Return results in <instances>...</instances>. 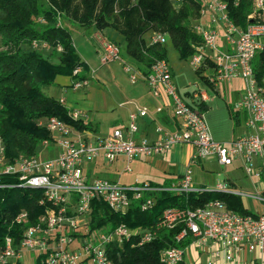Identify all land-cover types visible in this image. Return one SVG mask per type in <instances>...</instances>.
I'll list each match as a JSON object with an SVG mask.
<instances>
[{
	"label": "built area",
	"instance_id": "obj_1",
	"mask_svg": "<svg viewBox=\"0 0 264 264\" xmlns=\"http://www.w3.org/2000/svg\"><path fill=\"white\" fill-rule=\"evenodd\" d=\"M192 1L198 2L199 8L191 18L190 27L200 37V42L191 44L190 64L213 88L235 79L243 82V94L233 106L247 115L249 133L226 142L215 140L204 113L196 106V102L207 100L205 90L196 84L191 103L182 100L174 89L167 60L156 59L146 73L129 62H123V70L131 83L143 80L154 96L168 99L177 120L176 127L169 131L158 125L155 140L137 141L134 137L138 130L137 121L148 112L146 107H140L129 114L125 129H114L104 137L93 139L89 131H79L57 117H49L44 123L40 122L51 136L41 141L40 152L52 141H57L61 150L55 159L46 162L38 159L40 152L31 157L19 155L7 159L0 138V188L13 186L2 182V176L14 175L20 186L40 189V203H48L33 224H29L25 209L19 211L15 222L23 227L21 237L18 243L12 237H5L0 248V264L19 261L23 252L34 254L35 264H117L110 257L112 244L121 247L129 239L131 246L147 243L160 229L177 226H180V232L175 236L176 241L190 238L189 244L198 247L210 241L217 246L213 255L221 253L229 261L242 250H248L258 255V264H264V210L240 214L216 200L193 209L167 208L155 224L147 227L119 224L114 228L108 225L93 228L91 225L92 202L96 198L112 211L124 214L134 201L141 209L151 207L155 202L154 194L161 191L182 195L216 190L247 195L230 189L223 181L217 182L213 188L195 185L190 164L179 178L168 184L155 185L148 181L123 184L92 177L87 174L85 166L95 162L100 155L108 162L123 155L130 162L137 157L164 153L177 144H191L194 148L191 162L213 157L219 165L229 166L234 160L241 159L246 174L264 177V77H256L252 64L255 56L264 50V0H249L250 10L244 26L234 22L229 8L230 2L237 6L240 0ZM172 2L178 9L184 0ZM167 37L166 33L154 31L148 44L164 45ZM101 46V63L120 59L118 45L104 41ZM79 71L74 69L73 74ZM84 85L86 81L80 79L73 83L74 88ZM161 111V107L156 108V112ZM68 115L79 119L81 113L68 111ZM55 132L57 136H54ZM252 157L260 160V167L247 164ZM124 170H129V165ZM145 194L148 195L143 198ZM252 197L264 206V195L256 193ZM185 248L178 245L164 248L160 261L180 264Z\"/></svg>",
	"mask_w": 264,
	"mask_h": 264
},
{
	"label": "trees",
	"instance_id": "obj_2",
	"mask_svg": "<svg viewBox=\"0 0 264 264\" xmlns=\"http://www.w3.org/2000/svg\"><path fill=\"white\" fill-rule=\"evenodd\" d=\"M198 8L199 3L192 0H184L178 9L172 0H0V138L5 157L11 160L19 155H37L41 141L51 138L48 129L40 124L49 117H57L79 131L93 130L92 124L72 119L59 100L43 91L57 75L86 78L73 74L74 69L82 72L88 69L73 45L70 33L73 25L80 26L88 36L94 31L113 29L122 38L125 53L146 73L156 59L167 60L163 45L146 42L145 36L154 31L167 34L180 58L186 59L193 53L191 44H198L200 37L192 31L190 23ZM229 8L234 22L244 26L249 0H240L237 6L230 2ZM107 38L120 48L110 36ZM42 48L49 51L45 54ZM252 64L256 77H264V50ZM195 71L203 78L199 70ZM196 106L200 112L208 108L204 102H196ZM228 112L236 119L237 111L231 106ZM1 181L13 186L0 188V248L7 236L18 243L23 227L15 222V217L20 210L27 211L29 224H33L48 207V203H40V189L20 186L14 175H4ZM154 196L151 207L141 209L134 201L124 214L112 211L96 198L92 202L91 225L147 227L155 224L167 208L193 209L216 200L240 214L252 213L241 196L216 190L182 195L161 191ZM179 232L180 226L162 228L147 243L131 246L129 239L121 247L112 244L110 257L117 264H163L160 254L164 248L186 247L190 243V238L176 241Z\"/></svg>",
	"mask_w": 264,
	"mask_h": 264
},
{
	"label": "crops",
	"instance_id": "obj_3",
	"mask_svg": "<svg viewBox=\"0 0 264 264\" xmlns=\"http://www.w3.org/2000/svg\"><path fill=\"white\" fill-rule=\"evenodd\" d=\"M110 30V37L112 40L119 43L121 53H125L123 42L122 44L118 42L122 41V38L113 29ZM149 37L150 35H148V39ZM89 38L97 40L100 45L104 41H109V39L103 34V31H94L92 35L89 36ZM78 56L81 61L86 63L87 67H89V65L92 66V64L89 62V59H87L85 55L81 54L80 56L78 54ZM97 62L93 64L96 66V68L91 72V76H89L88 70L85 72H82V70L79 71V74L86 77L84 79L86 81V85L78 87L77 89H70V87H73V83L79 80V78L74 77V75H57L50 86H48V94H46L54 99L59 101L61 100V103L69 112H80L81 115L79 119H81L84 123L92 124L93 130L85 131H89L93 139L104 137L111 133L114 129H125L129 122V114L140 107H146L148 112L144 117H140L137 121L138 130L134 136L137 141L143 139L147 141L155 140L157 138L155 128L158 125L169 131L176 127L177 120L172 113L168 99H166L164 96H154L149 91L147 83L143 80H138L135 83H131L129 80H124L123 82L122 80H118L113 72L103 71L102 67H99L100 65H103V63L100 61L98 63ZM202 80L208 85L205 77H203ZM237 82L240 83L239 88L236 87ZM221 86L222 90H228V92L232 94L233 105L243 94V82L240 79H235L232 82L220 83L215 88L208 85V87L214 92V95L219 94ZM79 88H81L83 91H79L81 90ZM65 91L66 94L64 95ZM206 94L208 98L204 103L208 105V108L205 112H203L204 116L205 113L210 109L208 101L210 98H212V96H214L208 94L207 92ZM157 107H161L162 111L159 113L156 112ZM230 118L233 124L240 125L241 119L239 112H237L236 119H233L231 115ZM243 121L244 128L242 132L238 134V136H234L229 139L222 138V136H220L219 139H216L213 136L212 137L217 141L226 142L248 134L249 129L246 125L247 115L244 112ZM232 126L234 127V125ZM183 152H186V155L183 158L184 165L181 166L180 164L176 163V157H179L180 153ZM193 152L194 148L192 145L177 144L170 150L158 155L141 156L132 159L130 162H128L126 157L122 155L118 156L110 163H112L114 168H116L120 173L126 171L124 168L127 165L130 167L131 164H134L133 166H139L140 168H142L144 165L146 166V170H148L149 174H139L140 178H136L134 182L129 184H137L145 181L155 184H164L179 178L184 173L186 167L189 164L192 166L194 163L191 162ZM204 161L217 163L213 157L204 160H198L196 162L202 164ZM247 164L253 168L261 166L260 160L257 157H252L247 162ZM96 165H98L97 161L89 163L85 166V170L88 175L119 182L120 175L116 176L115 174L111 175L110 173L93 175L94 166ZM229 166L243 168L244 162L241 159H236ZM152 173H154L153 177L151 176ZM256 180L257 183L252 186V192L238 189L234 179L232 178H227L223 182H225L232 190L246 193V196H241L243 200V197L254 198L252 195H255L256 193L264 195V177H256ZM194 184L198 186H206V184L200 182L196 183L195 180ZM216 248L217 246L210 241H208L206 245L199 247L194 244H189L185 248L181 264H258L259 257L256 253L250 252L248 250H242L232 260L229 261L224 259L221 253L218 255H213V251Z\"/></svg>",
	"mask_w": 264,
	"mask_h": 264
},
{
	"label": "rangeland",
	"instance_id": "obj_4",
	"mask_svg": "<svg viewBox=\"0 0 264 264\" xmlns=\"http://www.w3.org/2000/svg\"><path fill=\"white\" fill-rule=\"evenodd\" d=\"M110 32L111 30L110 28H108L103 31V34L108 37L110 36ZM70 33L77 53L80 56L81 54L85 55V57L89 59V62L92 64V66L89 65L87 69L89 71V76H91V72L96 68V66L93 64L97 61H100V54L103 53V48L100 43L97 42V40L89 38L88 35H85L83 33V29L77 24L73 25L70 28ZM145 39L148 43V34L145 36ZM118 42L122 44V41ZM164 46L166 47V58L172 72L173 86L177 95L182 100H184L186 103H191V93L194 91L196 84H198L201 90H205L208 94L214 95V92L208 87V85L202 80L200 75L190 64V56L186 59L180 58L178 52L175 50L172 42L168 37ZM41 50L45 54L49 51L48 48H42ZM123 62H129L135 65L134 61L126 53L123 52L120 53V59L114 60V62L111 61L103 63V65L99 64V67H102L103 71L113 72L116 75L117 79L120 81L122 80V82L124 80L130 81L128 74L124 72L122 68ZM236 87H240L239 82H237ZM70 89H74V87H70ZM43 91L45 92V94H48V86L43 87ZM79 91L83 90L81 89ZM65 94L66 91L64 92V95ZM208 102L210 105V109L205 113V119L211 135L216 139H219L220 136L225 139L238 136V134H240V132H242L244 128L243 112L234 108L232 94H230L228 90H222L221 86L219 94H215L214 96H212V98H210ZM227 106H231L233 107L234 111L239 112L241 119L240 125L233 124ZM232 125H234V127ZM57 135L58 134L55 132L54 136ZM60 150L61 147L57 143V141H52L49 145L43 147L38 159L42 162L53 160L58 156ZM185 155L186 152L180 153V156L176 157V163L183 166V158L185 157ZM96 161L98 162V165L94 166L93 175H102L105 173H110L111 175L115 174L116 176L120 175L119 182L124 184L134 182L136 178H140L139 174H149L148 170H146L145 165L143 167L141 166L142 168H140L139 166L135 167L133 166L134 164H131L129 170L120 173L116 168H114V165L112 163L106 161L101 155L96 159ZM191 168L193 171L195 182L206 184V187L210 188H213L217 182H222L227 178H232L234 179V182L238 189L252 192V186L257 183L256 177L254 175L246 174L243 168H235L234 166H221L216 162L207 161L202 162V164L194 162ZM151 176L153 177L154 173H152ZM243 202L251 212L261 213L264 210L263 204L257 198L243 197ZM34 259V254L23 252L19 259V262L21 264H33Z\"/></svg>",
	"mask_w": 264,
	"mask_h": 264
}]
</instances>
